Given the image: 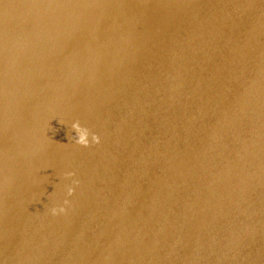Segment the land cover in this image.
<instances>
[{"label":"water","instance_id":"obj_1","mask_svg":"<svg viewBox=\"0 0 264 264\" xmlns=\"http://www.w3.org/2000/svg\"><path fill=\"white\" fill-rule=\"evenodd\" d=\"M0 264H264V0H0Z\"/></svg>","mask_w":264,"mask_h":264},{"label":"clouds","instance_id":"obj_2","mask_svg":"<svg viewBox=\"0 0 264 264\" xmlns=\"http://www.w3.org/2000/svg\"><path fill=\"white\" fill-rule=\"evenodd\" d=\"M72 127L75 129L77 135L74 138L76 144L82 145L84 147L89 146L90 143H99L100 138L95 133H90L89 130L85 127H82L79 122H73ZM68 175H71L69 173ZM69 194H71L72 189H68ZM67 201H65V204ZM52 215H57L65 211L64 207H53L50 209Z\"/></svg>","mask_w":264,"mask_h":264}]
</instances>
